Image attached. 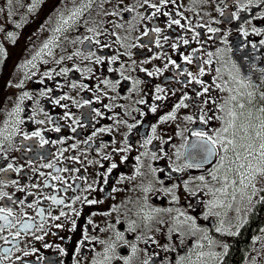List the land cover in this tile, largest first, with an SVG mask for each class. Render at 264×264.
Listing matches in <instances>:
<instances>
[{
    "label": "flooded vegetation",
    "instance_id": "flooded-vegetation-1",
    "mask_svg": "<svg viewBox=\"0 0 264 264\" xmlns=\"http://www.w3.org/2000/svg\"><path fill=\"white\" fill-rule=\"evenodd\" d=\"M262 93L264 0H0V264H249L264 195L213 210L208 137Z\"/></svg>",
    "mask_w": 264,
    "mask_h": 264
},
{
    "label": "rangeland",
    "instance_id": "rangeland-1",
    "mask_svg": "<svg viewBox=\"0 0 264 264\" xmlns=\"http://www.w3.org/2000/svg\"><path fill=\"white\" fill-rule=\"evenodd\" d=\"M13 80L16 81L15 78ZM235 109L237 110L241 121L236 122L234 127L230 128L231 132H229V135L230 139H234L237 145H240L245 142L243 138L246 137V133L241 126L248 125L249 120L246 119L248 114L251 113V123L255 126V130H258L259 121L261 118H264V113L257 112L255 108L250 110L246 107L240 109V107L235 106ZM233 132L236 133L235 137L233 136ZM247 135L254 136V128H248ZM255 143L258 145L259 141L256 140ZM238 150L243 152V149L238 148ZM249 159H251V157H249ZM233 161H236V157L231 147H229L227 154L224 155L217 170L213 173L215 179L213 178L212 184L210 185L211 189L214 191L213 210L220 216H233L235 204L239 207L236 215L238 214L241 216L243 208L248 206L252 200H255L257 194L260 193L259 190L263 183L261 181L263 178L262 175L256 173L250 183L245 181V184L241 185L235 169L239 163L246 162L240 160L233 163ZM253 166H257L255 161H253ZM233 181H235V184L232 183ZM259 234L264 236V225L260 228Z\"/></svg>",
    "mask_w": 264,
    "mask_h": 264
},
{
    "label": "snow or ice",
    "instance_id": "snow-or-ice-1",
    "mask_svg": "<svg viewBox=\"0 0 264 264\" xmlns=\"http://www.w3.org/2000/svg\"><path fill=\"white\" fill-rule=\"evenodd\" d=\"M75 15H77V13L74 12L72 14V16H75ZM71 19H72L71 16L68 19H65L64 24H68L69 20H71ZM173 23L178 24L179 21L176 20V21H173ZM60 30L61 29H59V28L57 29V31H60ZM155 31L158 32V31H160V29L157 28V29H155ZM185 43H187V41H185ZM44 47L47 48L48 45L45 44ZM49 54H51V53H49ZM69 59H71V57H69ZM185 59H190V58L185 57ZM64 71H67V69H65ZM149 75H151V73H149ZM240 83L243 87L249 86V85H244L243 81H241ZM157 91L158 92L162 91V89H157ZM205 91H207V88H205ZM247 95H248V97H252L253 93L248 92ZM261 95L264 96V93H262ZM156 99H161V97L157 96ZM232 99H236V97H232ZM56 103H59V100H57ZM177 107H179V105ZM239 107L243 108L244 105L240 104ZM155 110H156L155 107H153L152 111H155ZM259 111L261 113H264V108H261ZM229 115L232 117V121L229 122L228 127H225L223 129V132H225V133H227L229 131V128L234 127L235 120L237 118V114L234 111H230ZM250 117H251V113H249L248 117H246V119L249 120L248 125L247 126H244V125L241 126L246 133V137L243 138L245 140V142L241 143L240 145H237V143L235 142L234 139H228L226 141V144H225L223 139H221L219 141H212L211 137H208V140L211 141L212 145H215L216 143H221L222 146H224L225 152H227L229 150V147H231L232 151L235 154L236 161L243 160L246 162V163H239L235 169V171L237 172V175L239 177L241 185H244L245 181H248L250 183L251 180L254 178L256 173H260L261 175H264V118L260 119L259 125H258V130H255V126L251 123ZM169 118H172V117H164V119H169ZM189 119H191V118L189 117ZM248 128H254V136L247 135ZM59 130H60L59 128H56V131H59ZM33 135H39V133H33ZM195 135L197 137H203L205 134L203 132H197V133H195ZM235 135H236V133L233 132L234 137H235ZM256 140L259 141L258 145L255 143ZM204 148H205V151H207V152L213 151V149L210 148L207 143L204 145ZM238 148L243 149V152L239 151ZM249 157H251V159H249ZM236 161H233V163H236ZM253 161L256 162L257 166H255V167L253 166ZM45 166L46 167H52V165H45ZM9 167H11V165H9ZM116 167H117L116 164H112L111 167L108 169V171L111 172V170L116 168ZM64 171H67V169H64ZM213 178L215 179V177H213ZM53 179H59V177H53ZM201 179H203V177H201ZM232 183L235 184V181H233ZM69 187H71V186H69ZM51 199H52L53 203H55V204H64L63 199H57L55 196L51 197ZM75 199H80V197H76ZM85 202L86 203H97V201H95V200L88 201L86 198H85ZM68 207H71V206L69 205ZM5 211H6L5 209L0 208V213L5 212ZM7 212H8V215H11V209H8ZM43 212H44V210L41 209L40 214L43 215ZM61 215L67 216L68 214L61 212ZM7 218H8L7 216L3 217V219H5L6 221H7ZM59 218H60L59 216L54 217V219H59ZM72 224H73V230H74L75 229V221H73ZM24 227L27 229L28 227H30V225L26 224ZM57 227H62V225H57ZM37 239H42V237H37Z\"/></svg>",
    "mask_w": 264,
    "mask_h": 264
},
{
    "label": "trees",
    "instance_id": "trees-1",
    "mask_svg": "<svg viewBox=\"0 0 264 264\" xmlns=\"http://www.w3.org/2000/svg\"><path fill=\"white\" fill-rule=\"evenodd\" d=\"M263 195H264V190H263ZM263 211H264V205H263ZM260 214H261V213H260ZM257 219H258V217L256 216V220L253 221V222L256 223V222H257ZM252 227H253V226H249L248 229L245 230V233L249 232V231L251 230ZM241 243H242V242H241ZM241 248H242V247L239 246V249H238V250H241ZM233 262H234V261H233Z\"/></svg>",
    "mask_w": 264,
    "mask_h": 264
}]
</instances>
